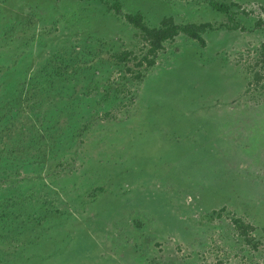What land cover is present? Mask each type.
<instances>
[{"label":"rangeland","instance_id":"rangeland-1","mask_svg":"<svg viewBox=\"0 0 264 264\" xmlns=\"http://www.w3.org/2000/svg\"><path fill=\"white\" fill-rule=\"evenodd\" d=\"M115 1L152 28L229 21L208 0H0V264H264V0H214L238 29L148 70L112 60L146 52Z\"/></svg>","mask_w":264,"mask_h":264},{"label":"trees","instance_id":"trees-1","mask_svg":"<svg viewBox=\"0 0 264 264\" xmlns=\"http://www.w3.org/2000/svg\"><path fill=\"white\" fill-rule=\"evenodd\" d=\"M104 1V0H100ZM211 7L222 14L229 16V21L227 25H223L219 28H216L212 23H186L178 24L174 17H166L162 20L161 24L158 27H150L146 24L145 18L142 13L130 14L123 11L122 5L119 1H115L112 4H108L109 9L113 11L117 16H120L125 19V21L139 31L137 36L143 41L146 52L144 56L139 59L133 52L122 51L119 54L112 56L117 64H127L131 61L138 60L136 67L145 68L146 70L152 68L156 65V60L159 56V53L164 50L166 42H172L180 35H184L190 39L197 41L202 47H206L207 43L204 38V35L208 32H214L217 29L226 28L228 30L238 29V24H234V15L232 13L233 7H240V5L219 3L214 0H208ZM246 15L249 14L246 10L243 11ZM132 72L131 69L128 70ZM137 79H142L141 71L137 72L135 76ZM264 77L261 74H256V82L259 84L263 81ZM224 209V208H223ZM235 225L238 232L245 236L247 239L249 235L254 231V227L250 224H246L241 219L235 220Z\"/></svg>","mask_w":264,"mask_h":264}]
</instances>
